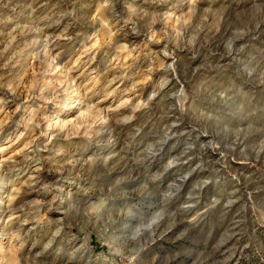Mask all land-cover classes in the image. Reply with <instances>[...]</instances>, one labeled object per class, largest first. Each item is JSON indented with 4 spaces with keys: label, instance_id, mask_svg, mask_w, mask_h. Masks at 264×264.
I'll return each mask as SVG.
<instances>
[{
    "label": "rangeland",
    "instance_id": "374dc122",
    "mask_svg": "<svg viewBox=\"0 0 264 264\" xmlns=\"http://www.w3.org/2000/svg\"><path fill=\"white\" fill-rule=\"evenodd\" d=\"M0 264H264V0H0Z\"/></svg>",
    "mask_w": 264,
    "mask_h": 264
}]
</instances>
